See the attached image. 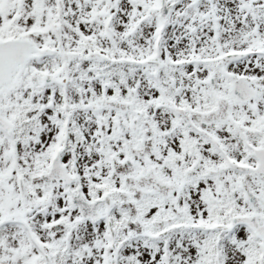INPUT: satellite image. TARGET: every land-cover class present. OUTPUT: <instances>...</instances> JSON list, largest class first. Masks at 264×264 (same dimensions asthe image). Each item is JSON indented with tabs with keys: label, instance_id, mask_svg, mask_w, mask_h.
Segmentation results:
<instances>
[{
	"label": "snow or ice",
	"instance_id": "obj_1",
	"mask_svg": "<svg viewBox=\"0 0 264 264\" xmlns=\"http://www.w3.org/2000/svg\"><path fill=\"white\" fill-rule=\"evenodd\" d=\"M0 264H264V0H0Z\"/></svg>",
	"mask_w": 264,
	"mask_h": 264
}]
</instances>
